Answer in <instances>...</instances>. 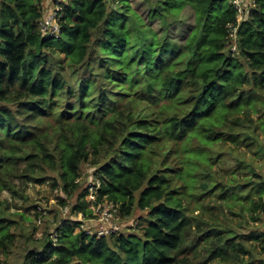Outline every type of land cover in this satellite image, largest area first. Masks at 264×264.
Returning a JSON list of instances; mask_svg holds the SVG:
<instances>
[{
	"label": "trees",
	"instance_id": "16d2710c",
	"mask_svg": "<svg viewBox=\"0 0 264 264\" xmlns=\"http://www.w3.org/2000/svg\"><path fill=\"white\" fill-rule=\"evenodd\" d=\"M147 1L163 35L130 0H70L58 37L44 0H0V264L18 248L23 264H264V0L241 17L232 0ZM187 7L195 26L172 41ZM86 164L96 204L141 213L134 230L61 217L93 213ZM48 182L64 196L37 238L26 191Z\"/></svg>",
	"mask_w": 264,
	"mask_h": 264
},
{
	"label": "rangeland",
	"instance_id": "374dc122",
	"mask_svg": "<svg viewBox=\"0 0 264 264\" xmlns=\"http://www.w3.org/2000/svg\"><path fill=\"white\" fill-rule=\"evenodd\" d=\"M132 7L143 17L145 22L148 24V26L152 27L154 30H156L160 35H163L165 31L164 25H162L160 19H154L152 20L150 18L152 5L147 0H130ZM249 0H244L245 6L244 8H248ZM55 3V1L50 0V2L47 3V0H44V6L52 7V4ZM195 26V15L194 11L187 7L185 10L182 11L180 15V21L174 23L172 26H170V30L168 32V36L172 41L184 43L186 40V37L189 35L192 27ZM6 105L5 102H1L0 106ZM264 139V135L261 136ZM238 152H243L244 156L247 158L254 157V154L247 150V147L242 146L237 149ZM238 153L232 154V156H228L224 163L225 170L233 169L236 166L235 158L234 156H238ZM83 178H82V189L88 187L90 184H93V169L89 165H83ZM27 194L29 199H31V205L38 206L39 208L35 211L33 208L29 211L28 215L31 217L32 224H29V222H26L27 229L29 230V226H35L36 227V233L35 237H41L46 229V226L44 227V219H50L52 220L53 214H50L49 211L55 209L54 205L57 203L58 198L60 196H64V193H62L59 190H54L52 188L51 182L38 185V184H30L27 188ZM79 193H77L78 195ZM93 195L87 194L86 200L89 202V205L87 206V209L92 211L93 213L90 214V218L84 219L82 213L78 216L72 214L71 211V205L70 206H64L63 208L59 209V212L61 213V217L65 219H72L73 221H85V224H89L92 229L95 231L96 229H99L101 227L100 236L101 235H110L117 230L121 229V231H126L128 228H132L133 230L136 228V225L132 223L134 221L135 223L139 222V217L141 213L137 212L133 217H122L120 214H115L114 216L109 215L108 217H105V212L108 210L106 206L103 205H95V202H92ZM4 197L11 198L10 195H8L7 192H4ZM76 196L71 200L72 203H75ZM28 202L25 204H19L22 206V209L24 210L25 207L30 205ZM45 210L44 218L38 217L37 211ZM102 214V215H101ZM40 219V220H39ZM40 221V222H39ZM148 222L145 218V221L143 222V226L147 225ZM256 225V228L259 230H264V223L258 222ZM51 226V225H50ZM82 224L76 228V233L79 231H82V229H85V232H88L87 226L84 225L83 228L81 227ZM53 227V226H52ZM111 228V229H109ZM245 231V230H244ZM247 231V230H246ZM99 237V236H98ZM259 244V245H258ZM256 246L257 251L262 250L261 243L259 242ZM26 256V250H23L21 248L15 249L14 255L10 259L11 264H23L24 258Z\"/></svg>",
	"mask_w": 264,
	"mask_h": 264
},
{
	"label": "built area",
	"instance_id": "2783aa9c",
	"mask_svg": "<svg viewBox=\"0 0 264 264\" xmlns=\"http://www.w3.org/2000/svg\"><path fill=\"white\" fill-rule=\"evenodd\" d=\"M55 1V3L52 4V7H47L44 11L42 19L39 21V26H40V31L42 32L43 35L48 36V37H58L61 35V18H62V12L64 11L65 5H67L70 0H52ZM234 2V5L236 6L238 12H239V17H241L244 14V7L245 3L244 0H232ZM236 29H234L235 31ZM94 181V180H93ZM100 188V182L95 181L93 184L90 186L89 193L90 195H93L92 197V202H95V205H103L108 208V210L105 212V217H108L109 215L114 216L115 214L118 213L115 205L113 203L105 202L101 204H96V199L98 197V190ZM102 215V214H101ZM133 224H136L133 222ZM86 225L88 232L87 234L90 235H96L97 237H103V236H108V235H101L100 236V231L101 227L99 229H96L95 231L92 229V227L89 224H82L83 226ZM111 229V228H109ZM85 231V229H82ZM121 231V229L117 230L116 232L110 234V235H115L118 234Z\"/></svg>",
	"mask_w": 264,
	"mask_h": 264
}]
</instances>
